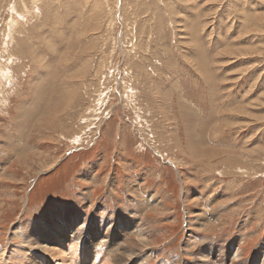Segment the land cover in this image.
Segmentation results:
<instances>
[{"label":"rangeland","instance_id":"1","mask_svg":"<svg viewBox=\"0 0 264 264\" xmlns=\"http://www.w3.org/2000/svg\"><path fill=\"white\" fill-rule=\"evenodd\" d=\"M80 243L264 264V0H0V264Z\"/></svg>","mask_w":264,"mask_h":264},{"label":"bare ground","instance_id":"2","mask_svg":"<svg viewBox=\"0 0 264 264\" xmlns=\"http://www.w3.org/2000/svg\"><path fill=\"white\" fill-rule=\"evenodd\" d=\"M32 1V0H31ZM37 1V0H36ZM34 3V2H33ZM36 3V2H35ZM31 4H32V2H31ZM37 4V3H36ZM34 6V5H33ZM63 94V93H62ZM35 117V116H34ZM145 209V208H144ZM137 216V215H136ZM105 218V217H104ZM118 218H119V216H118ZM102 220V219H101ZM46 221V220H45ZM100 222V221H99ZM84 224V223H83ZM63 225V224H62ZM86 225V224H85ZM61 226V225H60ZM36 227V226H35ZM37 227H39V226H37ZM76 227V226H75ZM41 228V227H40ZM85 228V227H84ZM84 228H82V229H84ZM38 229V228H37ZM74 229L75 228H73V231H74ZM63 230V229H62ZM70 230H72L71 228H70ZM65 231V230H64ZM63 231V232H64ZM80 231V230H79ZM66 232V231H65ZM42 233V232H41ZM193 233V232H192ZM64 234V233H63ZM83 233H81V235H82ZM27 235H29V233L27 234ZM40 235V234H39ZM62 235V234H61ZM67 235V234H66ZM75 236H76V234H74ZM37 237H39V236H37ZM192 238V237H191ZM32 240H33V238H32ZM56 243L59 245V246H62V245H64L65 244V241L62 239V240H60V242H59V239H56ZM37 244V243H36ZM82 246H84V245H82V243H80V244H78V245H74L73 247L72 246H69L68 248H67V250L66 249H63V253H64V255H61V256H63L62 257V262H63V264H66V262H67V259H72L74 256H75V254L77 253V247H80L81 249H83L82 248ZM216 246V245H215ZM236 246V245H235ZM123 247V246H122ZM213 247V246H212ZM211 247V248H212ZM36 248V247H35ZM211 248H208L206 251H205V253H203V257H206L208 254H209V252L210 251H213V249H211ZM37 249V248H36ZM1 251V250H0ZM7 251V250H6ZM34 251H36V250H34ZM118 251V250H117ZM119 251H120V249H119ZM2 252V251H1ZM11 252V251H10ZM9 252V253H10ZM13 252V251H12ZM121 252V251H120ZM124 252V251H123ZM5 253V252H4ZM61 253V252H60ZM117 253V252H116ZM126 253V252H125ZM62 254V253H61ZM127 254V253H126ZM15 255V254H14ZM14 255H12V256H14ZM240 255V254H239ZM87 257H88V255H86ZM114 256H116V255H114ZM113 256V257H114ZM235 256H238V253H236L235 254ZM125 257V256H124ZM117 258V257H116ZM2 259H4L3 257H2ZM8 260V259H7ZM10 260V259H9ZM122 260V259H121ZM124 260V259H123ZM203 259H201V261H202ZM79 261H84L86 264H93V262L91 261V263H89L90 262V259H85L84 258V256L82 255V257L80 258V260ZM204 261H206V260H203V262ZM1 263H3L2 261H1ZM116 263V262H115ZM141 263V262H140ZM202 263V262H201ZM206 263V262H205ZM210 263H211V261H210ZM234 263V262H233ZM117 264H118V262H117Z\"/></svg>","mask_w":264,"mask_h":264}]
</instances>
